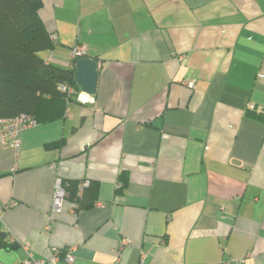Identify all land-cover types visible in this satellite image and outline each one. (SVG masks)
<instances>
[{
	"label": "crops",
	"instance_id": "crops-1",
	"mask_svg": "<svg viewBox=\"0 0 264 264\" xmlns=\"http://www.w3.org/2000/svg\"><path fill=\"white\" fill-rule=\"evenodd\" d=\"M39 15L47 59L71 66L84 45L97 86L43 99L17 156L0 144V263L74 247L71 264H264V0H42ZM57 178L91 181L93 203L52 212Z\"/></svg>",
	"mask_w": 264,
	"mask_h": 264
},
{
	"label": "trees",
	"instance_id": "trees-1",
	"mask_svg": "<svg viewBox=\"0 0 264 264\" xmlns=\"http://www.w3.org/2000/svg\"><path fill=\"white\" fill-rule=\"evenodd\" d=\"M41 6L42 0H0V118L23 113L36 120L43 99L59 100L65 106L72 99L59 85L79 90L75 80V62L79 57H72L71 66L65 67L45 55L56 39L52 40V33L43 26ZM84 56L88 55L80 57ZM87 181L81 189V181H62L76 209L93 203L96 186Z\"/></svg>",
	"mask_w": 264,
	"mask_h": 264
},
{
	"label": "built area",
	"instance_id": "built-area-1",
	"mask_svg": "<svg viewBox=\"0 0 264 264\" xmlns=\"http://www.w3.org/2000/svg\"><path fill=\"white\" fill-rule=\"evenodd\" d=\"M52 40L56 39V35L54 33L51 34L50 37ZM72 57H80L86 53V48L82 44H75L71 49ZM59 88L67 93V95L71 97H75L81 103H85L89 100V96L82 93L81 91L76 92L71 86L67 84L59 85ZM71 99H69L70 101ZM36 124V120L32 115L29 114H19L14 117H1L0 118V144L10 147L14 150L15 156L18 155L21 149V136L22 133L34 126ZM88 183L87 180L81 181L79 184V188L81 189L84 185ZM67 197V194L63 188L62 180L57 178L54 184L52 198H51V211L59 212L62 208V204L64 199ZM4 207L0 206V220L1 214L3 212ZM129 241L127 239H122L118 244L117 248H115L116 253V261L119 260V254L122 249L128 245ZM74 247H69L65 250L53 249L52 254L48 258H37L34 257L31 253H28L26 259L24 260V264H58V260L60 255L62 259L71 264L74 260ZM146 255V251L143 250L142 256ZM243 259H236L234 264H242ZM2 264V263H0Z\"/></svg>",
	"mask_w": 264,
	"mask_h": 264
},
{
	"label": "water",
	"instance_id": "water-1",
	"mask_svg": "<svg viewBox=\"0 0 264 264\" xmlns=\"http://www.w3.org/2000/svg\"><path fill=\"white\" fill-rule=\"evenodd\" d=\"M98 71L97 62L92 57H79L75 62V80L82 93L92 97L97 86ZM4 233H0L1 240L5 238ZM12 248H16L17 244H12Z\"/></svg>",
	"mask_w": 264,
	"mask_h": 264
}]
</instances>
